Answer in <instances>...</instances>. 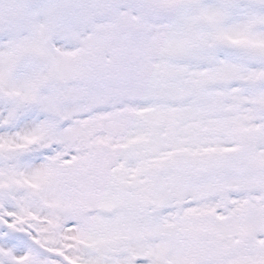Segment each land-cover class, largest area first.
I'll list each match as a JSON object with an SVG mask.
<instances>
[{
    "label": "snow or ice",
    "instance_id": "snow-or-ice-1",
    "mask_svg": "<svg viewBox=\"0 0 264 264\" xmlns=\"http://www.w3.org/2000/svg\"><path fill=\"white\" fill-rule=\"evenodd\" d=\"M0 264H264V0H0Z\"/></svg>",
    "mask_w": 264,
    "mask_h": 264
}]
</instances>
